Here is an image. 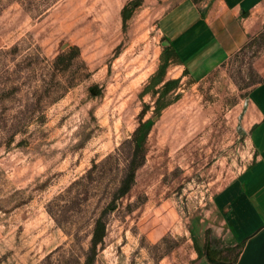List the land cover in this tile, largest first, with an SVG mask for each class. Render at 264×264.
Segmentation results:
<instances>
[{
    "label": "rangeland",
    "instance_id": "rangeland-1",
    "mask_svg": "<svg viewBox=\"0 0 264 264\" xmlns=\"http://www.w3.org/2000/svg\"><path fill=\"white\" fill-rule=\"evenodd\" d=\"M130 1L0 0V52L17 47L0 55V264H86L94 219L125 162L101 166L92 182L85 176L140 126L144 162L106 214L93 264H189L212 250L227 260L236 254L225 256L210 227L221 193L256 158L264 27L248 49L206 75L184 74L182 34L209 5L140 0L123 25ZM164 43L177 53L160 78ZM71 50L77 56L68 61ZM60 54L66 57L53 68ZM158 78L178 82L155 105ZM7 81L15 91L3 87ZM92 85L101 96H90Z\"/></svg>",
    "mask_w": 264,
    "mask_h": 264
},
{
    "label": "crops",
    "instance_id": "crops-1",
    "mask_svg": "<svg viewBox=\"0 0 264 264\" xmlns=\"http://www.w3.org/2000/svg\"><path fill=\"white\" fill-rule=\"evenodd\" d=\"M205 2L209 6L204 18L182 34L189 50L178 53L187 64L184 70L201 76L238 53L256 29L264 27V0H204L197 6ZM258 117L252 132L254 164L223 190L216 203L217 225L210 227L220 247H240L234 264H264V111ZM189 264L211 263L199 255Z\"/></svg>",
    "mask_w": 264,
    "mask_h": 264
},
{
    "label": "trees",
    "instance_id": "trees-1",
    "mask_svg": "<svg viewBox=\"0 0 264 264\" xmlns=\"http://www.w3.org/2000/svg\"><path fill=\"white\" fill-rule=\"evenodd\" d=\"M190 1L193 4L197 5L204 0H190ZM139 6H140V0H133L127 3L122 8L121 20L123 25H125L126 21L130 18L132 11ZM252 42L253 39H251L249 43L246 46H244L238 53L248 49L252 44ZM16 51H17V47H12L6 52H0V55L5 53L13 54ZM66 56H68L67 60L69 61L72 58H74V56H77V53L76 51L71 50ZM66 56L64 54H60L56 56L55 59L53 60L52 67L54 68L58 66L59 61H61V59H63V57ZM175 57H176V53L171 46L167 45L162 47V54L160 59L162 65L157 72V77L161 78L164 75L165 68L168 66V62ZM81 64L83 68L87 70L85 64L83 62H81ZM183 72L184 74H188L186 70H184ZM88 76L89 73H87L84 78H87ZM10 82L11 81H7L3 87L10 89V91H15L17 88L16 87L17 83H10ZM177 82L178 80H172V79H168L165 81L161 79L158 81L159 83L158 88L156 89V91H152L150 93L151 98L154 99L155 105L158 104L161 100V97H156V95L161 94L163 97L165 94H167L170 87L172 85H175ZM262 83L263 81L260 80L256 84H262ZM57 85L60 87L59 84ZM68 86H71V83H68ZM56 91L57 89L55 85L49 88L48 94H49V98H51L50 100L56 101L59 99V95L55 98H52V96L55 94ZM88 91L90 96L92 97H98L101 96L102 94L101 89L98 88V86L96 85L90 86L88 88ZM41 99L42 98H40L39 101L38 100L37 101L41 103L42 102ZM36 106H37V110L39 111L38 105ZM161 108L162 107L158 106L157 110H161ZM38 114L39 115L35 118V121L39 125H43L46 120L45 114L43 112H39ZM145 135H146V131L142 130V126L138 127L131 135L129 141L123 142L120 148L114 152V154L108 155L101 163L99 164L93 163L91 170H89L87 172V176H85L89 178V180L92 182L98 178L97 177L98 173H96V171H98V169L101 166H105L111 160H114V162L117 163L122 159L125 162L124 169L118 181L117 188L110 195V199L106 204V206L104 207V209L102 210V212L100 213V215L96 219H94L93 228L90 233V246L86 252V264H93L96 257L97 246L103 243V240L106 236V220H105L106 214L113 213L117 209L119 201L129 193V191L131 190L134 184L135 173L138 170V168L142 166L145 159ZM94 174L96 176L93 177L92 175ZM208 234H209V230L205 232V237H208ZM206 247H207V239L204 248L206 249ZM239 249H240L239 246L233 248H225V256L228 253H232L233 251L236 252L235 256L231 260H227L226 257L224 256L220 257L219 253H217L214 250L208 251L206 257L211 264H234L237 260Z\"/></svg>",
    "mask_w": 264,
    "mask_h": 264
},
{
    "label": "water",
    "instance_id": "water-1",
    "mask_svg": "<svg viewBox=\"0 0 264 264\" xmlns=\"http://www.w3.org/2000/svg\"><path fill=\"white\" fill-rule=\"evenodd\" d=\"M166 45H168V44H167V43H164V44H163V46H166Z\"/></svg>",
    "mask_w": 264,
    "mask_h": 264
}]
</instances>
